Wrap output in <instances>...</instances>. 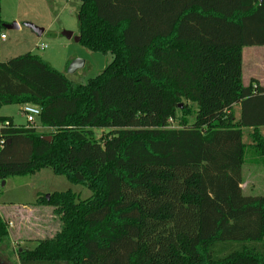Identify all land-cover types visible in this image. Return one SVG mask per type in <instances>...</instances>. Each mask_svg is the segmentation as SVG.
Returning <instances> with one entry per match:
<instances>
[{
  "label": "trees",
  "instance_id": "obj_1",
  "mask_svg": "<svg viewBox=\"0 0 264 264\" xmlns=\"http://www.w3.org/2000/svg\"><path fill=\"white\" fill-rule=\"evenodd\" d=\"M80 1L79 43L113 57L95 79L0 59V112L38 106L48 130L0 114V184L48 169L92 193L43 197L62 229L19 264H264V196L242 189L246 155L264 158V87L231 89L203 62L264 47V0ZM3 24L0 0V38Z\"/></svg>",
  "mask_w": 264,
  "mask_h": 264
},
{
  "label": "rangeland",
  "instance_id": "obj_2",
  "mask_svg": "<svg viewBox=\"0 0 264 264\" xmlns=\"http://www.w3.org/2000/svg\"><path fill=\"white\" fill-rule=\"evenodd\" d=\"M80 6V0H1L2 21L19 26L18 29L4 28L0 42L1 61L8 62L30 53L48 62L75 85H85L95 79L111 64L113 57L110 53L91 51L75 41L80 33ZM27 24L43 29L44 32L38 35ZM65 33H72L73 37L68 39ZM261 49L234 48L224 49L223 54H206L203 57L204 72L206 76L227 75L231 89L239 88L254 80V77H264V48ZM76 60L83 61L84 67L69 73L70 64ZM22 107L5 106L1 114L13 118L14 125L18 127H28ZM193 107L190 122L194 120ZM33 126L38 132L47 134L48 130L40 127L39 120ZM111 131L94 129V138L100 141ZM251 158L252 155L248 153L243 175L245 181L249 182L243 192L248 196H264V170L253 174L255 171ZM66 191H72L80 200L92 196L88 188L73 185L65 177L56 176L48 169L35 175L12 177L6 181L5 186L1 184L0 213L8 224L10 237L0 246V264H19L20 250H32L38 241L53 238L61 231V217L54 208L44 205L42 198Z\"/></svg>",
  "mask_w": 264,
  "mask_h": 264
},
{
  "label": "water",
  "instance_id": "obj_3",
  "mask_svg": "<svg viewBox=\"0 0 264 264\" xmlns=\"http://www.w3.org/2000/svg\"><path fill=\"white\" fill-rule=\"evenodd\" d=\"M3 28H11V29H18L19 26L17 24H13V25H8V24H3L2 25ZM27 27L31 28L32 30H34L38 35H42V33L44 32L43 29H39L33 25L27 24ZM66 38L71 39L73 37L72 33H65ZM76 42H80V37L75 39ZM84 62L81 60H76L74 62H72L69 66L68 72L69 73H75L76 71H78L79 69H82L84 67ZM44 140H49L51 141V137L48 138H43ZM5 182L2 183V186H5ZM47 198H49V196H47ZM21 252V250H20Z\"/></svg>",
  "mask_w": 264,
  "mask_h": 264
},
{
  "label": "crops",
  "instance_id": "obj_4",
  "mask_svg": "<svg viewBox=\"0 0 264 264\" xmlns=\"http://www.w3.org/2000/svg\"><path fill=\"white\" fill-rule=\"evenodd\" d=\"M249 48H256V49H258V50H262L261 48H264V47H249ZM260 48V49H259ZM257 52V51H256ZM260 78V79H259ZM253 80V79H252ZM254 80H256V81H258L259 82V84H260V86L261 87H264V77H263V75L262 76H259V77H254ZM251 81V80H250ZM250 83V82H249ZM249 83H246L245 85H243L244 87H247L248 85H249ZM234 108V110H236V112H237V114L239 113V108H240V105L239 104H237V106H234L233 107ZM0 114H1V112H0ZM1 116H3V114H1ZM3 117H9V116H3ZM13 119V118H12ZM13 123H14V121H13ZM263 132V135H264V130L262 131ZM253 161H252V168H253V170L255 171V172H253V174L254 173H256V171H258V170H264V164L262 163L263 161H264V158H260V157H254L253 155H252V158H251ZM245 166V165H244ZM243 178H244V175H243ZM248 182H249V180H247V181H245V179H244V184L242 185V189H243V191H245V187H247L248 185ZM1 214V213H0ZM2 216V215H1Z\"/></svg>",
  "mask_w": 264,
  "mask_h": 264
},
{
  "label": "built area",
  "instance_id": "obj_5",
  "mask_svg": "<svg viewBox=\"0 0 264 264\" xmlns=\"http://www.w3.org/2000/svg\"><path fill=\"white\" fill-rule=\"evenodd\" d=\"M2 35L0 38V42L2 39ZM47 47H43V49H45ZM22 111L26 117L27 123H28V127H34V123L36 122V120H39L40 115H41V109L38 106L32 105V104H25L22 107ZM32 125V126H31ZM5 126H10L9 123H5ZM1 145H3V143H1ZM1 187V184H0Z\"/></svg>",
  "mask_w": 264,
  "mask_h": 264
}]
</instances>
